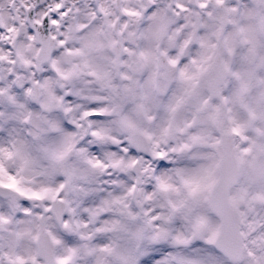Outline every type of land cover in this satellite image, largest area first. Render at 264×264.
I'll list each match as a JSON object with an SVG mask.
<instances>
[{
	"label": "snow or ice",
	"instance_id": "1",
	"mask_svg": "<svg viewBox=\"0 0 264 264\" xmlns=\"http://www.w3.org/2000/svg\"><path fill=\"white\" fill-rule=\"evenodd\" d=\"M0 264H264V0H0Z\"/></svg>",
	"mask_w": 264,
	"mask_h": 264
}]
</instances>
